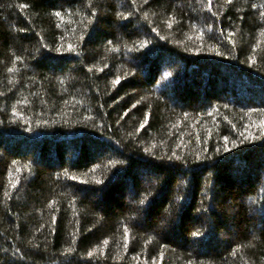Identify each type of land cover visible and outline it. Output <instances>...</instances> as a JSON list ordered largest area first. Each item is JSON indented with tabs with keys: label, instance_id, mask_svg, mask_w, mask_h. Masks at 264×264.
Returning a JSON list of instances; mask_svg holds the SVG:
<instances>
[{
	"label": "trees",
	"instance_id": "trees-1",
	"mask_svg": "<svg viewBox=\"0 0 264 264\" xmlns=\"http://www.w3.org/2000/svg\"><path fill=\"white\" fill-rule=\"evenodd\" d=\"M208 5L0 0V264H264V0Z\"/></svg>",
	"mask_w": 264,
	"mask_h": 264
},
{
	"label": "snow or ice",
	"instance_id": "snow-or-ice-1",
	"mask_svg": "<svg viewBox=\"0 0 264 264\" xmlns=\"http://www.w3.org/2000/svg\"><path fill=\"white\" fill-rule=\"evenodd\" d=\"M229 2H230V0H229ZM208 6L211 7V0H209V5H208ZM56 14H57V15H60V13H56ZM169 26H171V25H169ZM201 35H203V33H201ZM225 139H227V138H225ZM125 230H127V226H125ZM195 235L199 236L200 233L197 232ZM105 243H107V242H105ZM69 251H71V250H69ZM89 255L91 256L92 253H89Z\"/></svg>",
	"mask_w": 264,
	"mask_h": 264
}]
</instances>
